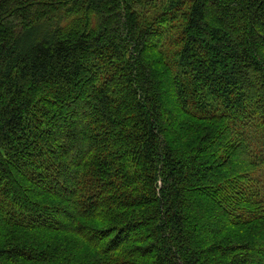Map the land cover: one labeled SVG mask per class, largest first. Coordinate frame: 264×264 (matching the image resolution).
<instances>
[{"label": "trees", "instance_id": "obj_1", "mask_svg": "<svg viewBox=\"0 0 264 264\" xmlns=\"http://www.w3.org/2000/svg\"><path fill=\"white\" fill-rule=\"evenodd\" d=\"M0 264H264V0H0Z\"/></svg>", "mask_w": 264, "mask_h": 264}, {"label": "rangeland", "instance_id": "obj_2", "mask_svg": "<svg viewBox=\"0 0 264 264\" xmlns=\"http://www.w3.org/2000/svg\"><path fill=\"white\" fill-rule=\"evenodd\" d=\"M26 30H28V29H26ZM25 32H26V31H25ZM27 32H29V30H28Z\"/></svg>", "mask_w": 264, "mask_h": 264}]
</instances>
